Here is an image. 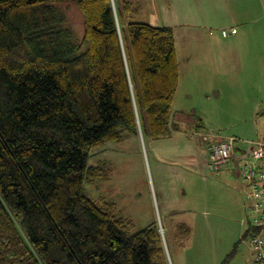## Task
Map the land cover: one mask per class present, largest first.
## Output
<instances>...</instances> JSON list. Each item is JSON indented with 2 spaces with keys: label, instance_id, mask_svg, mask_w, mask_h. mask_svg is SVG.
I'll list each match as a JSON object with an SVG mask.
<instances>
[{
  "label": "trees",
  "instance_id": "trees-1",
  "mask_svg": "<svg viewBox=\"0 0 264 264\" xmlns=\"http://www.w3.org/2000/svg\"><path fill=\"white\" fill-rule=\"evenodd\" d=\"M136 11L0 0V264H169L157 221L136 229L85 186L112 173L92 148L180 130L174 30L128 22Z\"/></svg>",
  "mask_w": 264,
  "mask_h": 264
},
{
  "label": "rangeland",
  "instance_id": "rangeland-1",
  "mask_svg": "<svg viewBox=\"0 0 264 264\" xmlns=\"http://www.w3.org/2000/svg\"><path fill=\"white\" fill-rule=\"evenodd\" d=\"M155 1H142L143 9L128 22L153 24ZM69 17L74 25L81 27L80 14L75 9ZM180 34L177 30L175 39L179 53L183 54L187 48L195 66L191 67L185 86L181 87L180 83L173 104V120L180 129L199 123L202 130L213 131L221 137L235 136L242 147L264 136V71H257L260 55L254 51L234 54L233 47L224 40L191 41L181 39ZM188 91L192 94L189 98L186 97ZM194 133L192 143L208 156V144L198 141ZM129 136L121 142H107L102 148H92L88 163L107 165L112 173L108 179L86 183L89 195L92 198L103 195L113 202L118 214L132 220L136 229L153 221L162 225L169 264H256L249 238L241 239L248 227L242 224L247 217L245 202L248 198L234 167L216 172L207 168L205 180L197 178L188 182L184 187L187 210L179 218L174 217L172 224L162 211L160 198L155 195L157 179L155 190L150 173L147 154L153 138L143 136L145 141L137 148ZM178 136L175 132L165 139L174 144L173 137ZM169 166L178 168L173 164ZM179 220L188 223L190 234L177 229Z\"/></svg>",
  "mask_w": 264,
  "mask_h": 264
},
{
  "label": "crops",
  "instance_id": "crops-1",
  "mask_svg": "<svg viewBox=\"0 0 264 264\" xmlns=\"http://www.w3.org/2000/svg\"><path fill=\"white\" fill-rule=\"evenodd\" d=\"M131 1L138 6L136 13L143 9L142 1L144 0ZM153 10L152 23L155 26H170L175 35L179 30L181 39L208 42L224 40L228 42L227 45L233 47L234 54L244 52L249 54L254 51L260 55L257 71H264V0H157ZM233 27L236 28V32H229L226 36L222 34L223 30H230ZM208 29L212 30L208 32ZM177 55L180 73L179 89L180 83L181 87L185 86L184 82L188 81L192 73L191 67L195 66L189 59L192 55L188 54L187 48L180 55L177 46ZM186 93L187 98L192 95L190 91ZM192 125H184V129L176 132L179 136L173 137L174 144L166 141V137L150 139L148 144L147 155L155 190L157 179L158 189L155 195L160 198L162 211L168 222L172 224L174 217L179 218L181 213L187 210L188 199L184 188L186 184L192 183L197 178L205 180L207 177L204 172L207 170L208 156L192 143L193 132L202 130L201 125L199 123ZM130 140L137 148L141 141H145L141 134L130 136ZM176 155H178L177 158ZM170 164L178 166L177 169L180 170L177 172L175 167L169 166ZM234 172L236 173L235 169ZM182 223L188 225L186 221L179 220L177 229ZM170 229L173 231L171 227Z\"/></svg>",
  "mask_w": 264,
  "mask_h": 264
},
{
  "label": "built area",
  "instance_id": "built-area-1",
  "mask_svg": "<svg viewBox=\"0 0 264 264\" xmlns=\"http://www.w3.org/2000/svg\"><path fill=\"white\" fill-rule=\"evenodd\" d=\"M236 32V28L223 30L224 36ZM197 140L208 144L209 155L206 167L211 171H220L234 167L246 193L245 211L247 217L242 221L256 264H264V136L250 140L246 147L239 146L235 136L221 137L213 131L197 130ZM159 230L164 236V227Z\"/></svg>",
  "mask_w": 264,
  "mask_h": 264
},
{
  "label": "water",
  "instance_id": "water-1",
  "mask_svg": "<svg viewBox=\"0 0 264 264\" xmlns=\"http://www.w3.org/2000/svg\"><path fill=\"white\" fill-rule=\"evenodd\" d=\"M112 2H113V4H114V0H112ZM115 7V6H114ZM141 131V130H140ZM142 135V134H141ZM163 236V235H162ZM163 238V237H162ZM163 240H164V238H163ZM164 245H165V241H164Z\"/></svg>",
  "mask_w": 264,
  "mask_h": 264
},
{
  "label": "clouds",
  "instance_id": "clouds-1",
  "mask_svg": "<svg viewBox=\"0 0 264 264\" xmlns=\"http://www.w3.org/2000/svg\"><path fill=\"white\" fill-rule=\"evenodd\" d=\"M140 134H142L141 131H140ZM142 136H143V135H142ZM158 225H159V224H158ZM159 227H160V226H159ZM159 231H160V230H159ZM160 233H161V232H160ZM161 235H162V234H161ZM162 237L164 238V236H162ZM163 242H164V240H163Z\"/></svg>",
  "mask_w": 264,
  "mask_h": 264
}]
</instances>
